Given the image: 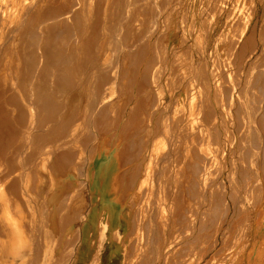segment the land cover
<instances>
[{"label": "rangeland", "instance_id": "obj_1", "mask_svg": "<svg viewBox=\"0 0 264 264\" xmlns=\"http://www.w3.org/2000/svg\"><path fill=\"white\" fill-rule=\"evenodd\" d=\"M139 4L147 6V12L138 24L134 48L130 42L120 43L116 35H106L105 1L102 4L98 28L92 32L93 38L100 32L99 58L93 71L91 66L84 69L83 81L90 90L83 86L82 95L84 100L95 98L92 92L97 86L106 88L93 109L100 125L78 126L81 137L75 138L80 139L72 138L68 125L52 126L54 145L60 142L70 159L63 156L61 168L53 166L57 170L53 178L65 182L51 205L41 210L39 203L33 205L35 220L58 221L61 231L79 217L69 209L72 203L79 207L86 203L84 213H88L92 203L83 178L93 160L102 157L96 163L101 162L100 175L107 179L108 205L127 214L128 225L125 230L120 216L116 232L122 235L124 253L110 261V244L103 240L101 264H197L215 239L222 248L209 264H264V123L259 121L264 111V0H142ZM167 32L174 34L162 50L160 37ZM231 38L244 41L241 63L234 48L228 47ZM123 59L126 65L119 66ZM27 83L35 95L34 105L43 94L60 101L69 95L65 78ZM132 105L144 121H130ZM175 113L183 114L178 125L189 128L204 122L211 134L201 142L181 137L173 125ZM24 128L31 136L40 126ZM149 131L155 132L151 138ZM26 143L21 134L4 162L13 160L16 166L24 158ZM39 143L49 150L38 157L50 154V162L57 159L48 142ZM191 143L198 149L189 148ZM78 147L79 158H74L71 150ZM39 165L36 158L33 169ZM39 171L31 172L30 185L26 189L22 185L21 192V186H11L10 193H17L21 204L22 193L28 198L41 182ZM69 171L73 176L66 180ZM23 174L15 176L22 184ZM212 201L217 202L215 212ZM100 206L102 202L97 203ZM22 209L21 218L32 215L30 205L23 204ZM73 238L58 264L71 263ZM36 254L33 249L30 261L36 260Z\"/></svg>", "mask_w": 264, "mask_h": 264}, {"label": "bare ground", "instance_id": "obj_2", "mask_svg": "<svg viewBox=\"0 0 264 264\" xmlns=\"http://www.w3.org/2000/svg\"><path fill=\"white\" fill-rule=\"evenodd\" d=\"M104 1L107 13L106 35L111 37L116 35V38L118 36L120 39V43L130 42L129 47L133 46L136 41L134 39L140 34L141 27L139 28L138 24L144 20L147 12V6L141 7L145 6V1L141 2L144 4L141 6L139 1L142 0ZM104 1L0 0V264H58L71 237H74L70 252L73 259L71 263L65 264H77L80 261L84 264H101L100 246L103 240H107L110 244V261L116 254L124 253L125 245L122 235L117 234L116 229L120 224L119 217L122 216L125 221L122 224L123 228L127 230V214L120 213L118 206L112 208L108 205L111 201L105 193L107 179L102 174L100 175L101 162L96 163L97 159L102 157L93 160L90 173L83 178V183L86 182L89 186L87 198L89 197L92 203L88 213H84L86 203L80 207L77 206V203H72L69 209L79 217L72 220L70 226H64L63 230L58 231L60 226L58 221L49 222V219L48 221L40 219L36 222L32 209L36 203H39L40 210L43 206L51 205L65 182V178H53L57 173L56 167L53 166L60 167V160L63 156L67 159H70V156L59 145L60 142L58 145H54V136L50 133L52 126L68 125L72 138L80 139L75 138L81 137L79 132L81 128L78 126L90 122L100 125L99 115L96 116L94 110L98 106L97 101L102 96V91L106 88L97 86L92 92L95 98L94 96L88 97L85 93L88 98L84 100L82 95L84 93L83 86L90 90V85L83 81L84 69L88 70V67L91 66L93 71L99 58L97 41L100 32L97 29L99 33L96 38L92 37V32L98 28V19L102 15L101 8H103ZM128 17L129 20L126 22ZM252 22V19L248 21L249 28ZM172 34L174 33L167 32L166 35L160 37L162 50L166 46L165 40L171 39ZM237 41V38L229 39L228 47L234 48L237 63H241L245 57V52L241 51L244 41L241 44ZM142 42L137 44V47L144 44ZM109 58L106 60L109 61ZM126 63L127 61L123 59L119 66L126 65ZM133 71V74H136L137 67H134ZM109 75L111 77L110 73ZM55 78H65L68 86V98L66 94L63 101H60L62 98L43 94L38 96L39 102L34 105L35 95L27 82L49 81ZM30 93L32 95H29ZM204 109L205 107H203ZM131 110L130 121L136 119L144 121L142 116L138 119L136 105H132ZM92 114L93 117L90 118ZM145 114H147V109ZM172 118L173 125L178 126V134L181 137L191 140L199 139L201 142L204 140L203 136L211 134L209 131L211 129H208V125H203L205 124L203 120L202 125H192L186 128L187 125H178L183 119V114L175 113ZM117 121L119 122V120ZM259 121L264 123V111L261 113ZM35 124L39 125L40 129H35L30 136V132H27L24 127ZM150 125L151 123L146 124V126ZM157 127H154L155 131ZM44 130H46L45 133ZM154 133L149 131L147 138H151ZM21 134L27 142L23 149L24 158H20L16 162V166L13 164V160L4 162V159L10 154L13 143L18 142ZM37 135L39 137H36ZM201 137L203 138L201 139ZM65 138H67L66 135ZM41 141L48 142L49 146L53 148V158L57 159L50 162V154L46 157H38L49 150V147H38ZM189 148L198 149L193 143ZM78 149L79 151H77ZM78 149L71 150L74 158H79L81 148L78 147ZM112 154L113 152H110L108 156ZM36 158L40 165L33 169V161ZM37 169L42 174L39 185L33 187L37 192L30 193L28 188L27 192L30 193L28 198L26 193H22L23 204L24 206L30 205L32 215L29 218H21L23 204L17 201V193H10V188L11 186L14 188L21 186V192L22 185H24L26 189L30 185L28 176ZM20 171L25 173L22 175V179L26 177L24 184L15 177L19 175ZM10 172L13 173L10 174ZM72 176L69 171L66 180L72 179ZM14 177L15 179H12ZM98 202H102L100 208H97ZM210 207L215 212L217 202L212 201ZM51 215L53 217L54 213ZM224 229L222 228V230ZM36 239L37 242H35ZM73 245H75L74 249ZM221 248L222 246H218L215 239L214 243L206 249L207 253L199 256L197 264H209ZM33 249L37 251L36 260L30 261Z\"/></svg>", "mask_w": 264, "mask_h": 264}]
</instances>
